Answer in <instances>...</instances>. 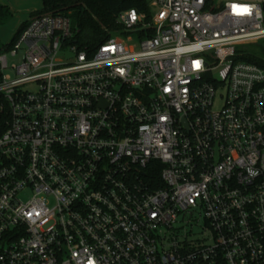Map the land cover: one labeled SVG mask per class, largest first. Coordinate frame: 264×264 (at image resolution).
Wrapping results in <instances>:
<instances>
[{"label":"built area","instance_id":"1","mask_svg":"<svg viewBox=\"0 0 264 264\" xmlns=\"http://www.w3.org/2000/svg\"><path fill=\"white\" fill-rule=\"evenodd\" d=\"M150 7L0 47V264H264V0Z\"/></svg>","mask_w":264,"mask_h":264},{"label":"trees","instance_id":"2","mask_svg":"<svg viewBox=\"0 0 264 264\" xmlns=\"http://www.w3.org/2000/svg\"><path fill=\"white\" fill-rule=\"evenodd\" d=\"M40 10L32 13L31 17L41 14H64L71 19L77 32V41L80 47L96 49L100 44L108 40L119 30L116 22L117 15L125 10L137 9L140 12L151 14V0H42ZM9 13L7 6L0 3V17ZM29 23H23L16 35ZM257 43L260 52H249L239 49L242 54L239 58L264 67V40ZM8 114L0 112V134L6 129Z\"/></svg>","mask_w":264,"mask_h":264},{"label":"rangeland","instance_id":"3","mask_svg":"<svg viewBox=\"0 0 264 264\" xmlns=\"http://www.w3.org/2000/svg\"><path fill=\"white\" fill-rule=\"evenodd\" d=\"M152 1V0H151ZM21 21L18 14L9 12L8 15L0 17V47L9 43L20 27ZM72 26L75 25L72 23ZM114 37L125 39V35L114 33ZM239 49L249 52H260L259 43H245L239 45ZM66 56V55H64ZM63 55L60 58L64 57ZM222 105V99L219 98L215 103V108H219Z\"/></svg>","mask_w":264,"mask_h":264},{"label":"crops","instance_id":"4","mask_svg":"<svg viewBox=\"0 0 264 264\" xmlns=\"http://www.w3.org/2000/svg\"><path fill=\"white\" fill-rule=\"evenodd\" d=\"M0 3L7 6L9 12L18 14L21 21L20 26L29 21L32 13L43 6L42 0H0Z\"/></svg>","mask_w":264,"mask_h":264}]
</instances>
